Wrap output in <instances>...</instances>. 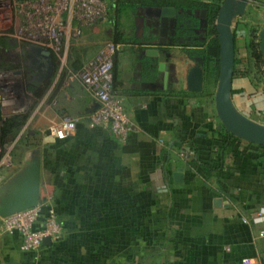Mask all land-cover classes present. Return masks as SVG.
Returning a JSON list of instances; mask_svg holds the SVG:
<instances>
[{
  "label": "crops",
  "instance_id": "1",
  "mask_svg": "<svg viewBox=\"0 0 264 264\" xmlns=\"http://www.w3.org/2000/svg\"><path fill=\"white\" fill-rule=\"evenodd\" d=\"M203 7H176L164 41L123 30L128 40L116 43L113 63L115 90L133 122L123 141L88 125L95 99L79 81L63 72L44 84L24 121L29 134L45 135L61 112L77 118L75 136L37 142L40 195H51L61 233L38 251L21 250L15 232L0 233V264H264V145L234 134L220 139L226 129L215 107L186 88L202 41L195 40L197 25L183 21L198 24ZM102 22L84 29L86 44H99ZM262 28L264 0H249L232 18L231 98L264 123Z\"/></svg>",
  "mask_w": 264,
  "mask_h": 264
},
{
  "label": "built area",
  "instance_id": "2",
  "mask_svg": "<svg viewBox=\"0 0 264 264\" xmlns=\"http://www.w3.org/2000/svg\"><path fill=\"white\" fill-rule=\"evenodd\" d=\"M110 3L106 0H0V50L12 55L29 51L44 53L49 59L48 66L53 68L52 75L66 73L68 81H79L94 97L95 104L86 114L88 125L99 126L123 141L132 131L133 122L114 87L117 44L106 39L85 55L78 66L66 62L70 44L82 37L84 29L109 18ZM16 99L13 100L15 108L19 106ZM76 127L77 118L61 112L45 135L70 138L75 136ZM6 163L7 158L2 156L0 166ZM51 201V195L42 196L34 206L0 216V233L15 232L21 250L38 251L44 236L52 241L61 233ZM258 235L264 237V229Z\"/></svg>",
  "mask_w": 264,
  "mask_h": 264
},
{
  "label": "water",
  "instance_id": "3",
  "mask_svg": "<svg viewBox=\"0 0 264 264\" xmlns=\"http://www.w3.org/2000/svg\"><path fill=\"white\" fill-rule=\"evenodd\" d=\"M110 2L111 0H106ZM249 0H221L217 10L214 25L219 45V68L214 92V107L216 114L225 129L237 137L264 145V123L256 121L238 110L232 102L231 84L234 73V35L232 31L233 16L243 10ZM160 20V41H164L167 23L170 17L176 15L173 5L145 7ZM205 7L199 11L200 24H206ZM259 50L264 60V28L259 31ZM196 63L191 65L186 73V88L189 91H201L203 86V56L196 57ZM41 162L39 148L35 147L16 172L0 184V216L8 215L17 210L36 205L40 198ZM180 169L174 172L177 181L182 180ZM222 198H214L216 205ZM51 243L49 236L42 238V244Z\"/></svg>",
  "mask_w": 264,
  "mask_h": 264
},
{
  "label": "flooded vegetation",
  "instance_id": "4",
  "mask_svg": "<svg viewBox=\"0 0 264 264\" xmlns=\"http://www.w3.org/2000/svg\"><path fill=\"white\" fill-rule=\"evenodd\" d=\"M145 6L147 5H143L141 10L138 29L145 33L155 32L160 36V21L147 12ZM170 24L167 23V31L172 29ZM206 24L198 22L193 30L202 33ZM50 57L51 62H54L53 56ZM48 60L41 52L29 51L12 55L0 50V158H7V163L0 166V184L21 168L26 159L25 153L30 149L27 139L30 134L24 127V121L32 103L52 76L53 68L48 66ZM15 97L19 101L17 108L13 107ZM35 147L38 144L31 150ZM14 164L13 172L7 175L6 168Z\"/></svg>",
  "mask_w": 264,
  "mask_h": 264
},
{
  "label": "rangeland",
  "instance_id": "5",
  "mask_svg": "<svg viewBox=\"0 0 264 264\" xmlns=\"http://www.w3.org/2000/svg\"><path fill=\"white\" fill-rule=\"evenodd\" d=\"M206 1H209V0H206ZM143 5H146V4H139V5H136V7H134V8H132V7H124L123 8V10L120 14V19H119L120 24H121L120 27L122 30H124L125 32H133V31L137 30V28L139 26L138 20H140L141 10H142ZM136 10L139 13H137ZM111 27H112V23L110 22L109 18L107 17L105 20H103V22L99 26V28H98L99 30H97L98 32H96L94 34L95 41H97V43L100 44L101 42H103L106 39H111V37L109 35V30L111 29ZM210 27L211 26L207 23L204 31L202 33H197L195 35V40L200 39L202 41L201 46H200L201 48H203V46L205 45L207 40L212 35L209 33ZM94 38H91V40ZM83 39L85 40V38H83ZM83 39L81 38L76 43L70 44V46H69L70 51L68 52V54L66 56V62L67 63L70 62L71 66L72 65L78 66L80 61H81L79 59V57L81 55L84 56V54H86V52L92 51L94 49V47L95 48L97 47L95 42H89L88 44H86L83 41ZM190 49L195 50V49H197V46H192ZM198 56H203V55H196V57H198ZM194 61H196V60L194 59ZM113 66H114V64H113ZM63 74H64L63 72L60 74V77H59L60 79H62L61 76ZM217 75H218V72L215 75L206 74L204 76L202 90L200 91L202 94L206 95L207 101H208L209 105H211V107L214 106V92H215V88H216ZM44 136H45L44 132H42L41 130H38L37 132H33L29 135V137L27 139L31 140V142L29 141L30 142L29 143L30 149H28V151L25 153L26 158H28L31 155V153H32L31 148H33L35 145H37L39 143H44V142H42V141H44V139H42V138H44ZM37 142H39V143H37Z\"/></svg>",
  "mask_w": 264,
  "mask_h": 264
},
{
  "label": "trees",
  "instance_id": "6",
  "mask_svg": "<svg viewBox=\"0 0 264 264\" xmlns=\"http://www.w3.org/2000/svg\"><path fill=\"white\" fill-rule=\"evenodd\" d=\"M187 2V3H184ZM197 0H111L110 8L111 14L109 17L110 22L112 23L111 27V39L117 42H126L128 37L124 35V31L121 29L120 24V14L124 7H136L139 4H150V5H166V4H173L176 7H183L193 9L197 6H205L208 11V24L211 26L209 28V33L212 34L211 37L207 40L203 48H201L199 52L201 55L204 56L203 67L206 74L215 75L218 72L219 68V45L216 36V30L214 25V19L219 8V2L221 0H209L203 4L196 3ZM196 25V21L193 19L192 21L184 22L183 26L187 28V25ZM254 46V45H253ZM259 53V52H258ZM224 129V128H223ZM231 135L227 130H224L222 133L219 134L220 139L225 140V138Z\"/></svg>",
  "mask_w": 264,
  "mask_h": 264
}]
</instances>
